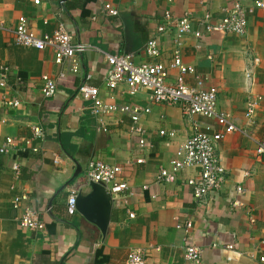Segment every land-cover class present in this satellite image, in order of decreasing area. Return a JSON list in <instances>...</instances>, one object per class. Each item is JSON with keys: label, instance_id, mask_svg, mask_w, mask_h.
<instances>
[{"label": "crops", "instance_id": "obj_1", "mask_svg": "<svg viewBox=\"0 0 264 264\" xmlns=\"http://www.w3.org/2000/svg\"><path fill=\"white\" fill-rule=\"evenodd\" d=\"M254 1L40 0L37 4L35 0H0V148L7 138L13 142L9 153L0 154V264H120L135 249L148 250L147 264H260L264 256V154H257L256 142H264V9L247 14L243 36L213 32L200 39L185 35L179 41L182 63L194 68L206 88L217 90V112L249 132L230 133L215 144L216 156L225 168L224 182L219 191L199 202L186 185L187 179L196 176V169L182 171L167 184L156 183V176L160 168L169 169L172 160L181 158V145L192 135L194 124L220 132L216 122L186 116L177 106L154 104L148 90L129 96L124 84L113 92L104 88L105 55L125 54L131 35L144 45L155 39L160 52L156 58L143 51L133 54L136 64L170 61L175 27L157 33L158 26L165 24L164 12H170L174 20L191 13L193 30L200 31L195 19L202 11L218 20L223 8L234 3L248 8ZM106 5L117 12L116 17L106 14ZM20 17L39 37L63 25L73 43L90 46L78 57L80 72L58 78L66 68L54 64L50 50L16 44L14 31ZM2 67L8 69L5 80ZM43 75L57 80L54 98L41 94ZM176 75L172 71L168 81L173 83ZM84 83L99 88L104 104L146 110L139 127L148 145L138 146L127 116L117 112L93 116L92 103L77 96V88ZM186 83L194 86L193 77L187 76ZM12 98L20 106L3 107V100ZM252 100L257 107L255 125L250 127L244 114ZM33 128L41 130V138L34 137ZM160 131L174 136H160ZM139 159L143 163L138 165ZM94 160L120 166V180L129 187L125 203L113 200L104 237L77 211L73 216L66 213L72 191L89 192L85 171ZM14 164L20 168L17 176ZM76 166L80 174L74 177ZM21 193L39 213L43 231L19 227L21 210L13 209L12 201ZM188 221L192 242L202 251L198 263L183 258V233L176 229ZM227 244L234 246L233 252L222 249Z\"/></svg>", "mask_w": 264, "mask_h": 264}, {"label": "built area", "instance_id": "obj_2", "mask_svg": "<svg viewBox=\"0 0 264 264\" xmlns=\"http://www.w3.org/2000/svg\"><path fill=\"white\" fill-rule=\"evenodd\" d=\"M171 2V0H168ZM40 0H35L39 3ZM255 9H264L263 0H255L253 5L248 8L243 7L239 3H234L230 8H223L221 16L218 20H214V16L207 10L202 11L201 16L195 19L200 31L193 30L194 18L191 13L184 14L180 19L174 20L170 12L163 13L165 24L158 26L157 33H163L172 25L175 27L174 44L175 49L172 52V58L167 64L163 63H139L133 61V55L115 54L105 55L106 69L104 88L108 92H113L118 86L124 84L126 93L129 96H135L140 91L148 90L151 100L154 104L166 106H177L181 108L186 116H201L207 119H213L216 125L221 129L220 132H214L209 126L201 129L198 124L193 125L192 135L186 139L181 145V158L172 160L169 169L160 168L156 176V183H170L173 178L187 169H196V176L186 180V185L192 189L193 199L197 202L201 201L207 195L215 193L222 188L224 182L225 168L215 153V144L224 139L228 134L238 132L247 135L249 132L245 129L238 128L234 122L220 112H217V90L214 87L206 88L204 79L200 78L194 68L185 66L182 63L179 41L185 35H193L195 39H200L203 35L219 32L224 34H234L243 36L246 33L247 22L246 16ZM107 15L116 17L117 12L109 6L104 7ZM14 41L18 45L33 48L37 51L50 50L53 54L54 64L58 67H65L58 73V78H64L68 74L76 75L80 72V63L78 57L90 50V46L77 42H72L71 34L63 25H59L58 29L52 34H44L37 36L29 29L25 18L20 17L14 31ZM143 53L149 58L159 56V47L155 39H149L143 50ZM66 71V72H65ZM172 71H176L177 75L174 82L168 81ZM8 69L1 68V78L7 79ZM192 76L194 86L186 83V77ZM87 76L85 80L89 79ZM57 91V80L48 75L41 76V94L45 99L54 98ZM100 90L97 87L89 86L84 83L77 88V96L86 102L92 103L91 114L95 117L110 115L114 112L127 116L131 120L130 132L137 136L138 146L144 148L148 145L145 139V131L139 127V121L146 110L135 108L129 105H110L104 104L99 99ZM5 108H17L20 102L14 98L5 99L2 102ZM257 101H248L244 118L248 126L255 125V110ZM33 135L36 138L42 137L39 128H33ZM160 136L173 137V132L160 131ZM13 144L10 138L5 140L4 146L0 148V154L9 153V147ZM28 144V142H27ZM257 154H264V142H256ZM36 151V149H33ZM143 160H136V164H142ZM13 172L19 175L20 168L17 164L13 166ZM123 170L120 166H112L100 161H89L85 176L91 183L101 184L105 187L107 193L112 200L121 199L126 202L129 187L120 180ZM147 187H143L146 189ZM237 192H241V188H237ZM78 193L72 191L68 197L66 204V213L73 216L76 213V197ZM28 197L21 193L16 195L12 201V208L21 210L18 217V225L21 229L41 232L44 229V222L39 217V213L33 207L27 205ZM234 203L233 206H237ZM130 219L134 215L129 213ZM253 223V220L250 219ZM176 229L183 233L182 241L184 242V259L187 262L198 263L202 251L197 247L190 237L192 224L190 221L183 224H177ZM264 244V241L261 242ZM213 248L219 247L213 244ZM224 251H234L232 244L222 246ZM148 250L135 249L131 250L126 259L120 264H147L146 259ZM259 263L264 264V256L259 258Z\"/></svg>", "mask_w": 264, "mask_h": 264}, {"label": "water", "instance_id": "obj_3", "mask_svg": "<svg viewBox=\"0 0 264 264\" xmlns=\"http://www.w3.org/2000/svg\"><path fill=\"white\" fill-rule=\"evenodd\" d=\"M128 39L131 41V44L125 54H139L144 50V41L133 35L129 36ZM78 174H80V168L76 166L74 177ZM88 187L89 192L86 195H81V193L77 195L75 207L77 213L88 223L95 226L101 236L104 237L115 203L103 185L89 182Z\"/></svg>", "mask_w": 264, "mask_h": 264}]
</instances>
